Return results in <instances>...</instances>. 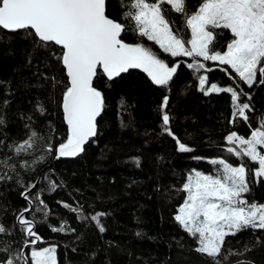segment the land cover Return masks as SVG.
<instances>
[{
	"label": "trees",
	"instance_id": "trees-1",
	"mask_svg": "<svg viewBox=\"0 0 264 264\" xmlns=\"http://www.w3.org/2000/svg\"><path fill=\"white\" fill-rule=\"evenodd\" d=\"M200 2L186 0L187 11L195 12ZM106 10L126 25L122 35L126 43L144 44L177 71L160 86L141 70L109 80L99 69L93 86L101 91L104 107L97 135L77 155L59 160L56 149L68 133L61 109L68 85L61 48L51 42L41 46L29 30L0 28V225L6 229L0 233V249H6L0 251V261L20 253L29 256L34 246L25 247L32 238L17 220L23 212L40 237L36 246L55 245L57 264H213L194 250L196 239L174 218L187 197L183 185L192 171L216 174L221 166L211 161L223 159L251 170L250 191L244 197L249 203L264 204V177L254 175L258 163L229 153V147L237 146L226 139L232 132L247 139L260 126L264 84L258 73L257 82L249 87L227 65L202 57L196 60L205 65L203 69H189L192 57H173L132 31L121 0H107ZM165 15L183 39L191 38L182 14ZM231 39L230 31L223 30L210 48L224 52ZM203 73L208 84L244 93L238 102L249 104L247 122L232 116L230 93L206 95L200 90L198 77ZM165 97L168 127L191 151H179L176 140L162 131ZM30 138L33 146L17 152ZM97 214H102L103 232L91 219ZM61 226L63 231H52ZM220 260L264 264V229L227 236Z\"/></svg>",
	"mask_w": 264,
	"mask_h": 264
},
{
	"label": "snow or ice",
	"instance_id": "snow-or-ice-1",
	"mask_svg": "<svg viewBox=\"0 0 264 264\" xmlns=\"http://www.w3.org/2000/svg\"><path fill=\"white\" fill-rule=\"evenodd\" d=\"M165 4L170 8L165 9ZM121 5L127 7L123 17L133 22L134 33L153 41L173 57H192L193 63L187 65L189 69H203L205 65L196 60L202 57L204 61H219L227 65L249 87L257 82L258 73L261 77L259 83L264 84V0H201L192 13L187 11L186 0H121ZM166 11H175L185 17L191 32L190 39H183L178 31L173 30ZM0 28L12 32L29 30L41 46L51 42L61 48L60 60L69 78L62 97L68 133L66 142L56 149L58 158L77 155L89 139L97 135L96 119L104 107L101 91L93 86L98 68L109 80L129 69H142L154 84L160 86H166L177 71V66L169 67L144 44L126 43L122 33L127 27L106 14V0H0ZM223 30H229L232 39L222 53L210 45ZM198 79L200 90L206 95L209 91L230 93L232 116L248 121L245 110H250L249 104L238 103L240 96L244 95L242 91L238 92L232 86L217 87L216 84L206 90V77ZM167 103L168 98L165 97L161 105L162 131L176 140L179 151H191L168 127L170 116L163 112ZM226 139L229 144L238 142L240 146L239 149L229 147L227 151L258 163L254 175L256 178L264 177V151L257 148L264 149V120L251 132L250 139L236 132ZM32 146L30 138L16 151ZM51 150L49 146L48 151ZM136 163L138 166V159ZM211 163L222 166L216 175L197 171L188 176L183 185L187 197L174 218L185 232L196 239V252L206 254L213 264H221L222 247L227 236L249 228L264 229V204L249 203L244 198V194L250 191L247 175L251 170L243 164L233 166L223 159L212 160ZM71 210L77 211L75 208ZM100 215L91 217L98 226ZM17 220L26 235L32 238L25 242V247L35 245L40 237L34 231L33 222L26 220L23 212ZM63 230V226L52 228V231ZM104 230L99 226L100 232ZM4 232L5 227L0 225V233ZM55 252V247L34 248L30 257L20 253L17 257L0 261V264H57ZM237 264L252 262L240 260Z\"/></svg>",
	"mask_w": 264,
	"mask_h": 264
},
{
	"label": "rangeland",
	"instance_id": "rangeland-1",
	"mask_svg": "<svg viewBox=\"0 0 264 264\" xmlns=\"http://www.w3.org/2000/svg\"><path fill=\"white\" fill-rule=\"evenodd\" d=\"M159 46V45H158ZM160 48V47H159ZM161 49V48H160ZM162 50V49H161ZM163 51V50H162ZM165 53V52H164ZM223 53V52H222ZM158 58H160V57H158ZM161 59V58H160ZM217 62H219V61H217ZM201 76H203V77H206V83H205V85H204V87H205V89L207 90V89H210V87H211V85L212 84H216L217 85V87H222V86H220L219 84H217V83H211V84H208L207 83V75L205 74V73H203V74H201ZM225 87H228V86H225ZM209 92H211V91H209ZM239 103V102H238ZM251 138V136L249 137V138H247V139H250ZM236 146H237V149H239V144H238V142L235 144ZM257 148H258V151H264V149H261V147L260 146H257ZM226 163H229V162H227V161H225ZM230 164V163H229ZM232 165V164H231ZM233 166H239V165H233ZM222 167V166H221ZM257 169V168H256ZM195 172H197V171H192V172H190V175H193ZM202 174H205V173H202ZM217 174V173H216ZM216 174H205V175H216ZM189 175V176H190ZM245 198V197H244ZM246 199V198H245ZM46 247H55V245H53V244H48V245H44V246H39V247H37V246H32L31 248H30V251H29V256H30V253H31V251L34 249V248H46Z\"/></svg>",
	"mask_w": 264,
	"mask_h": 264
},
{
	"label": "water",
	"instance_id": "water-1",
	"mask_svg": "<svg viewBox=\"0 0 264 264\" xmlns=\"http://www.w3.org/2000/svg\"><path fill=\"white\" fill-rule=\"evenodd\" d=\"M106 9H107V0H106ZM106 14H107V10H106ZM108 15V14H107ZM111 18V17H110ZM113 19V18H112ZM4 30V29H3ZM5 31H8V30H5ZM8 32H12V31H8ZM16 32V31H15ZM122 35H123V33H122ZM60 47V46H59ZM65 68V67H64ZM98 70H99V68H98ZM102 70V69H101ZM129 70H131V69H129ZM137 70H141V71H143L142 69H137ZM65 73H66V69H65ZM122 74V73H121ZM66 76H67V73H66ZM68 78V77H67ZM69 79V78H68ZM61 109H62V113H63V108H62V103H61ZM101 113H102V111H101ZM101 115V114H100ZM100 115L97 117V119H96V124H97V121H98V119H99V117H100ZM63 119H64V113H63ZM64 122H65V120H64ZM65 124H66V122H65ZM66 126H67V124H66ZM67 130H68V126H67ZM94 139V137H92V138H90L89 139V141L83 146V148L91 141V140H93ZM58 148V147H57ZM65 157H67V156H62V157H59L58 158V152L56 151V159L57 160H59V159H62V158H65ZM40 242V240H38L37 241V243L35 244V246L36 245H38V243Z\"/></svg>",
	"mask_w": 264,
	"mask_h": 264
}]
</instances>
